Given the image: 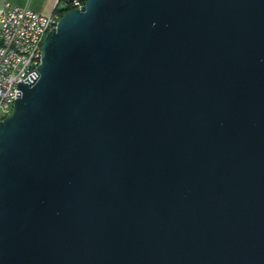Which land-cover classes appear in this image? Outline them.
<instances>
[{"label": "water", "instance_id": "95a60500", "mask_svg": "<svg viewBox=\"0 0 264 264\" xmlns=\"http://www.w3.org/2000/svg\"><path fill=\"white\" fill-rule=\"evenodd\" d=\"M0 119V264H264V0H85Z\"/></svg>", "mask_w": 264, "mask_h": 264}, {"label": "built area", "instance_id": "2783aa9c", "mask_svg": "<svg viewBox=\"0 0 264 264\" xmlns=\"http://www.w3.org/2000/svg\"><path fill=\"white\" fill-rule=\"evenodd\" d=\"M84 2L70 0L69 8H81ZM60 16L58 11L41 15L7 1L0 9V119L11 113L20 81L37 74L43 40Z\"/></svg>", "mask_w": 264, "mask_h": 264}, {"label": "crops", "instance_id": "0c3cea01", "mask_svg": "<svg viewBox=\"0 0 264 264\" xmlns=\"http://www.w3.org/2000/svg\"><path fill=\"white\" fill-rule=\"evenodd\" d=\"M6 1L11 3L12 6L31 7V9L41 15L50 14L55 11L58 6L61 7V2L59 0H0V9H2Z\"/></svg>", "mask_w": 264, "mask_h": 264}, {"label": "trees", "instance_id": "16d2710c", "mask_svg": "<svg viewBox=\"0 0 264 264\" xmlns=\"http://www.w3.org/2000/svg\"><path fill=\"white\" fill-rule=\"evenodd\" d=\"M60 2L63 4V6H58L56 8V12H60V14L62 15L65 11H69L70 10V6H69V3H70V0H60Z\"/></svg>", "mask_w": 264, "mask_h": 264}, {"label": "rangeland", "instance_id": "374dc122", "mask_svg": "<svg viewBox=\"0 0 264 264\" xmlns=\"http://www.w3.org/2000/svg\"><path fill=\"white\" fill-rule=\"evenodd\" d=\"M61 6H63V4L61 3Z\"/></svg>", "mask_w": 264, "mask_h": 264}]
</instances>
